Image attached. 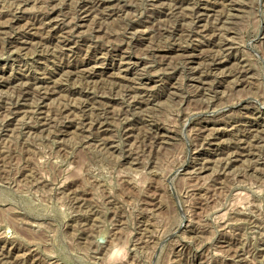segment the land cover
<instances>
[{
	"label": "rangeland",
	"instance_id": "obj_1",
	"mask_svg": "<svg viewBox=\"0 0 264 264\" xmlns=\"http://www.w3.org/2000/svg\"><path fill=\"white\" fill-rule=\"evenodd\" d=\"M0 264H264V0H0Z\"/></svg>",
	"mask_w": 264,
	"mask_h": 264
},
{
	"label": "bare ground",
	"instance_id": "obj_2",
	"mask_svg": "<svg viewBox=\"0 0 264 264\" xmlns=\"http://www.w3.org/2000/svg\"><path fill=\"white\" fill-rule=\"evenodd\" d=\"M177 6V5H176ZM90 8V7H89ZM88 9V8H87ZM202 16H204V17H209L210 15L209 14H202ZM201 17V16H200ZM215 17H216V15H215ZM218 17V16H217ZM211 19V18H210ZM202 20V19H201ZM52 21V20H51ZM54 21V20H53ZM224 21V20H223ZM167 23V22H166ZM217 25V24H216ZM222 26V25H221ZM212 27H214V26H212ZM219 27V26H218ZM209 29V28H208ZM156 35V34H155ZM198 47V46H197ZM217 60V59H216ZM221 61V60H220ZM214 62V61H213ZM224 63V62H223ZM215 65H218V64H221V63H214ZM211 68V67H210ZM209 69V68H208ZM239 73V72H238ZM242 73V72H241ZM9 116V115H8ZM18 120V119H17ZM24 124V123H23ZM162 136V135H161ZM157 139H159V138H157ZM160 140V139H159ZM158 140V141H159ZM135 156V155H134ZM9 254V253H8Z\"/></svg>",
	"mask_w": 264,
	"mask_h": 264
}]
</instances>
